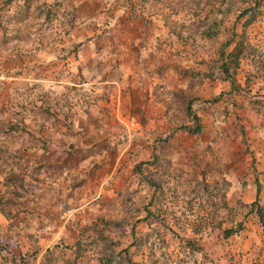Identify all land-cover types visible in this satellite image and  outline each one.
I'll list each match as a JSON object with an SVG mask.
<instances>
[{
  "label": "rangeland",
  "instance_id": "1",
  "mask_svg": "<svg viewBox=\"0 0 264 264\" xmlns=\"http://www.w3.org/2000/svg\"><path fill=\"white\" fill-rule=\"evenodd\" d=\"M254 1L0 0V264H264Z\"/></svg>",
  "mask_w": 264,
  "mask_h": 264
},
{
  "label": "trees",
  "instance_id": "2",
  "mask_svg": "<svg viewBox=\"0 0 264 264\" xmlns=\"http://www.w3.org/2000/svg\"><path fill=\"white\" fill-rule=\"evenodd\" d=\"M259 3H260V0H255L253 2L254 6H250L248 8L243 9L240 12L238 17H246L247 15H250V14H251V17H253V13L252 12L254 11L255 7L259 5ZM249 23H250V21L247 22L245 24V26H247ZM233 43H234V41H233V39H231V40H229L226 43V45L229 46V45H231ZM243 50H244L243 43L239 42V44L238 43H236V44L234 43V47H233L232 51L229 52L228 54H225V53L222 52V64L220 65V69H221V72L225 75V78L229 79V81L232 84H233V78H232V74H231V69H234V71L236 69H238V67H239V59H240L241 55L243 54ZM186 111H187L188 117L191 119L193 124L191 126L185 127L184 129L187 132H189L190 134H193V135L200 134L202 132V126H201V123H200V118L196 114L193 113L192 108H191L190 105L187 106ZM136 169L139 171L140 167L137 166ZM255 185H256V193H255L256 199H255L254 202L251 203V207L252 208L256 207V213H257V215L259 217V222H260L261 226L264 227L263 210L258 205V197H259L260 192H261V185H260V183L258 181L256 182ZM239 227L241 228L242 226H239ZM240 228L237 231H239ZM233 233H235V231H233V230H227V231L224 232L225 236H230Z\"/></svg>",
  "mask_w": 264,
  "mask_h": 264
},
{
  "label": "crops",
  "instance_id": "3",
  "mask_svg": "<svg viewBox=\"0 0 264 264\" xmlns=\"http://www.w3.org/2000/svg\"><path fill=\"white\" fill-rule=\"evenodd\" d=\"M250 187L252 188V185H251ZM251 193H252V192H251ZM252 195H253V194H252ZM242 242H243V241H242ZM242 242H241V243H242Z\"/></svg>",
  "mask_w": 264,
  "mask_h": 264
}]
</instances>
